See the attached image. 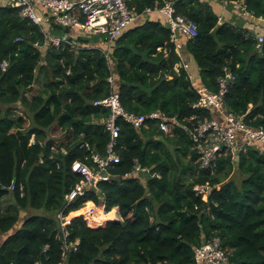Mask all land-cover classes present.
Masks as SVG:
<instances>
[{
    "label": "trees",
    "instance_id": "16d2710c",
    "mask_svg": "<svg viewBox=\"0 0 264 264\" xmlns=\"http://www.w3.org/2000/svg\"><path fill=\"white\" fill-rule=\"evenodd\" d=\"M127 2L139 14L163 6L161 0ZM174 2L178 14L198 27L197 37L181 40L200 74L198 87L217 93L219 81L232 74L225 109L253 128L264 126V43L244 29L219 24L203 0ZM243 3L256 18L264 17V0ZM153 14L160 21L134 23L111 47L78 50L68 43L45 46L38 25L22 18L18 8L0 5V264H16L17 256L20 264H198L196 250L214 239L221 241L228 264H264V146L237 157L223 154L215 166L201 170L192 137L181 126L193 129L221 117L193 108L200 97L187 72L174 71L180 57L169 20ZM104 50H110L109 58ZM112 92L128 113L158 112L178 124L168 122L165 132L157 120L137 129L120 119V162L111 180L66 208V196L84 179L72 165L93 168V153H107L110 111L94 102ZM57 132L66 134L62 143L52 134ZM136 165L146 172L127 177ZM205 184L210 193L197 196L194 188ZM7 197L15 211L5 210ZM90 207L106 213L118 207L123 222L94 224ZM28 210L44 216H27ZM61 213L64 218L81 213L72 218L67 237Z\"/></svg>",
    "mask_w": 264,
    "mask_h": 264
},
{
    "label": "built area",
    "instance_id": "2783aa9c",
    "mask_svg": "<svg viewBox=\"0 0 264 264\" xmlns=\"http://www.w3.org/2000/svg\"><path fill=\"white\" fill-rule=\"evenodd\" d=\"M161 1L162 7L147 8L144 14L160 13L167 17L171 31V41L175 46L180 48V34L189 40L198 36L197 25L186 16L178 14L174 0ZM240 1L237 0V2ZM0 2L10 5L12 8H18L22 18L38 25L46 35L45 46L52 44L60 47L62 44L68 43L78 50L81 48L70 42L67 35L62 37L51 36L46 32V27L53 25L54 28L77 29L89 37H100L108 47H111L112 43L120 38L141 16L135 9L129 7L127 0H0ZM239 8L243 16L251 20L252 23H259L264 28V17L256 18L243 2L239 3ZM256 38L259 45L264 43V33ZM16 42H23V39L17 38ZM35 46H38V44ZM90 49L96 48L91 47ZM104 51L106 57L109 58L110 50ZM189 67L188 64L182 62L175 66L174 71L179 74L181 70H185L193 88L199 94V101L193 108L212 109L217 111L221 117L220 120L207 119L198 123L193 129L187 125L181 126L192 137L193 147L199 157L198 161L201 170L207 171L215 166L218 158L223 154L229 153L237 157L250 147L264 146V126L253 128L246 123L242 115L225 109V97L230 83L234 81L233 75L228 73L225 78H222L219 81V91L213 93L205 86L198 87L193 77L188 73ZM1 68L6 70L8 62L4 61L1 64ZM109 82L111 86L114 85L112 77L109 78ZM94 106L110 111V116L106 119L105 126L110 133L111 140L105 156L93 153L92 161L95 165L93 168L82 162H75L72 165L73 172L80 174L84 179L66 196V208L79 197L85 196L86 191L97 188L101 182L111 180L113 165L120 162V158L116 153L118 139L121 135V128L118 125L120 119L137 129L143 127L147 120H157L159 121L160 130L165 132L170 130L169 123L178 124L176 118L168 119L165 115L158 112L152 113L149 117L126 112L116 92H112L105 99L94 102ZM34 143L33 138L31 144ZM85 146L89 148L88 145ZM145 172L146 169H141L139 165H136L134 172L127 175V177ZM10 189L14 190V186ZM194 191L197 196H205L210 193L211 187L209 184L198 185L194 188ZM80 215L78 214V216ZM59 219L63 235L67 237L69 231L65 230H68L67 227L71 225L72 218H64V214L61 213ZM67 224L69 225L64 229ZM195 259L198 264L204 262L209 264H228V257L225 251L222 250V244L219 239L209 241L197 249Z\"/></svg>",
    "mask_w": 264,
    "mask_h": 264
},
{
    "label": "crops",
    "instance_id": "0c3cea01",
    "mask_svg": "<svg viewBox=\"0 0 264 264\" xmlns=\"http://www.w3.org/2000/svg\"><path fill=\"white\" fill-rule=\"evenodd\" d=\"M73 1H79V0H73ZM203 1L208 3L213 8V10L216 11L217 15L219 16V24L222 25L224 23H227L236 28L244 29L245 32H247L250 35H254L255 37H258L259 35H262L264 33L263 27H261L260 25L253 24L251 20L247 19L245 16L242 15L239 8V3L243 2V0L240 2L237 1L229 2L222 0H203ZM149 14L151 13L141 14L139 19L135 22V24L136 25L143 24L146 18L149 19V21H160L158 15H154V14L149 15ZM46 32L51 36H57V37H62L64 35H67L69 37V41L78 47L88 46L87 47L88 49H90L91 47H95L96 49H103V47L107 48L108 46L106 45L105 41L100 37H89L77 29H69V33H64L60 35L55 32V28L53 27V25H49L46 27ZM93 38H96L99 41H103L104 45L101 46L100 44H97L95 41H92ZM182 39L183 41L189 40L184 35L181 34L179 35L180 48L178 46H176L175 48V52L180 57V62H178L177 64L183 62L185 64L190 65L188 73L193 77V80L197 84L196 78L200 79V74L199 73H197L198 75L195 74L194 71L196 69H194L193 66L195 65L194 60L192 56L187 52L186 46L181 42ZM119 211L120 210L118 209V213ZM104 215H106V217L111 218V213L110 214L104 213ZM109 218H106V220Z\"/></svg>",
    "mask_w": 264,
    "mask_h": 264
},
{
    "label": "rangeland",
    "instance_id": "374dc122",
    "mask_svg": "<svg viewBox=\"0 0 264 264\" xmlns=\"http://www.w3.org/2000/svg\"><path fill=\"white\" fill-rule=\"evenodd\" d=\"M2 3H0V5H1ZM260 28V27H259ZM258 28V29H259ZM92 41H95L97 44H100L101 46H103L104 45V43H103V41H99L98 39H96V38H93V40ZM177 66V65H176ZM41 88H40V86L39 85H35L34 86V90H36V91H39ZM33 95V94H32ZM29 98L31 99L32 98V96L31 95H29ZM55 137L54 138H56L55 140L56 141H60V143H62L63 141H65L66 140V134L64 133V135H62L63 133H61V132H57L56 134H54V133H52ZM194 148V147H193ZM234 178H236L237 180H239V175H235V177ZM10 206V207H9ZM12 207V208H11ZM4 208H5V210H7V209H10L11 211H15V209H14V205L12 204V202H11V199H10V197H7V198H5V201H4ZM95 208L96 209H99L101 212H103V213H105V211H104V209L102 208V209H100L99 207H90L89 208V210L87 209V208H85L84 210H82V212H84V211H86V210H88L91 214H95ZM116 209H119L118 207H116ZM94 210V212H92ZM120 210V209H119ZM81 212V213H82ZM112 212H113V210L111 211V214H112ZM81 213H79V214H81ZM25 214L27 215V216H31V215H34V216H37V217H42V216H44L43 215V212L42 211H38V210H36V211H34V210H28L27 212H25ZM60 216H61V214H60ZM76 216H78V214H76V215H72L70 218H74V217H76ZM105 218H109V217H106L105 216ZM112 218V217H111ZM107 220H109V219H107ZM118 222V221H122L123 222V219L121 218V215H120V213H117V218L115 219V218H113V220H111V221H107V222H105L104 223V221H98V219H97V216H95L94 217V219H93V223L94 224H101V225H104V227H106V225L108 224V223H110V222H116V221ZM95 221V222H94ZM69 224H67L66 226H64V229H66L65 227H67ZM65 231H67L68 232V230H65ZM69 233V232H68ZM67 236H68V234H67ZM72 245H70L69 247H71Z\"/></svg>",
    "mask_w": 264,
    "mask_h": 264
},
{
    "label": "bare ground",
    "instance_id": "6f19581e",
    "mask_svg": "<svg viewBox=\"0 0 264 264\" xmlns=\"http://www.w3.org/2000/svg\"><path fill=\"white\" fill-rule=\"evenodd\" d=\"M100 209H102V208H100ZM99 209H95V214L93 215V214H91L90 212H89V214H90V216H91V220L93 221V219H94V217L95 216H97V219L99 218V217H102L103 219H106L105 218V216L106 215H104V213L102 212L101 214H99L97 211H98ZM100 211V210H99ZM97 212V213H96ZM111 212H109V213H106L105 212V214H110ZM117 213H118V209H116V208H114L113 209V212H112V214H111V217L112 218H109V221H111V220H113V218H115V217H117ZM119 213H120V211H119ZM116 219V218H115ZM116 221V220H115ZM95 222V221H94Z\"/></svg>",
    "mask_w": 264,
    "mask_h": 264
},
{
    "label": "water",
    "instance_id": "95a60500",
    "mask_svg": "<svg viewBox=\"0 0 264 264\" xmlns=\"http://www.w3.org/2000/svg\"><path fill=\"white\" fill-rule=\"evenodd\" d=\"M116 222H117V221H116ZM16 264H20L19 256H17V258H16Z\"/></svg>",
    "mask_w": 264,
    "mask_h": 264
}]
</instances>
